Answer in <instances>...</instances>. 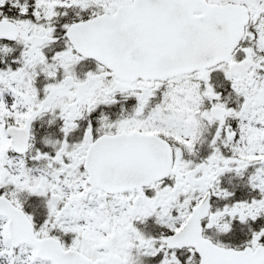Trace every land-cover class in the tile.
Segmentation results:
<instances>
[{
	"label": "snow or ice",
	"instance_id": "obj_1",
	"mask_svg": "<svg viewBox=\"0 0 264 264\" xmlns=\"http://www.w3.org/2000/svg\"><path fill=\"white\" fill-rule=\"evenodd\" d=\"M0 264H264V0H0Z\"/></svg>",
	"mask_w": 264,
	"mask_h": 264
}]
</instances>
